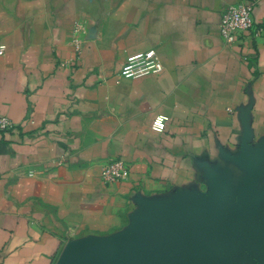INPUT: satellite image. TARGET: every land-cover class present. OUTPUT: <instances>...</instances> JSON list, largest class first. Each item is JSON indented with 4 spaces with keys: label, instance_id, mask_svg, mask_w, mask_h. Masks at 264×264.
<instances>
[{
    "label": "crops",
    "instance_id": "obj_1",
    "mask_svg": "<svg viewBox=\"0 0 264 264\" xmlns=\"http://www.w3.org/2000/svg\"><path fill=\"white\" fill-rule=\"evenodd\" d=\"M238 1L0 0V114L18 125L0 131V264H73L81 243L130 264L143 246L150 264H264V0L258 34L227 44ZM149 48L160 72L119 75ZM109 159L123 180H103Z\"/></svg>",
    "mask_w": 264,
    "mask_h": 264
},
{
    "label": "built area",
    "instance_id": "obj_2",
    "mask_svg": "<svg viewBox=\"0 0 264 264\" xmlns=\"http://www.w3.org/2000/svg\"><path fill=\"white\" fill-rule=\"evenodd\" d=\"M253 1L240 0L237 3L228 4L222 11L219 22V34L222 39L231 44L236 41L244 33L248 35L258 34L255 30V22L252 17ZM74 47V56L69 59L76 61L79 59V53L82 47V40L79 37L78 29H74V37L72 39ZM3 47L0 46V53ZM162 70V63L154 48L128 55L121 66L119 75L122 77H142ZM168 117L163 114L156 115L151 122V129L156 132L164 130ZM17 123L11 121L7 116L0 114V131H11L17 127ZM33 171L29 170L28 174L32 175ZM127 175V167L120 159H109L101 166V176L106 182H116L123 180Z\"/></svg>",
    "mask_w": 264,
    "mask_h": 264
},
{
    "label": "water",
    "instance_id": "obj_3",
    "mask_svg": "<svg viewBox=\"0 0 264 264\" xmlns=\"http://www.w3.org/2000/svg\"><path fill=\"white\" fill-rule=\"evenodd\" d=\"M159 229L149 230L144 238L143 244L146 245L149 238L155 236ZM151 236V237H150ZM73 264H130L126 261L119 260L116 252L112 247L99 244L81 243L75 251ZM138 264H150L146 255L145 246L141 247V261Z\"/></svg>",
    "mask_w": 264,
    "mask_h": 264
}]
</instances>
